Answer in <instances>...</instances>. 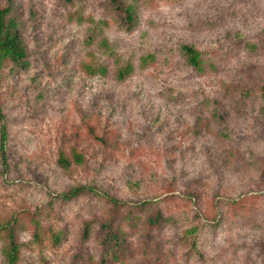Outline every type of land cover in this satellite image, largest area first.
I'll return each mask as SVG.
<instances>
[{"label":"rangeland","instance_id":"374dc122","mask_svg":"<svg viewBox=\"0 0 264 264\" xmlns=\"http://www.w3.org/2000/svg\"><path fill=\"white\" fill-rule=\"evenodd\" d=\"M126 1L0 0V264H264V0Z\"/></svg>","mask_w":264,"mask_h":264},{"label":"trees","instance_id":"16d2710c","mask_svg":"<svg viewBox=\"0 0 264 264\" xmlns=\"http://www.w3.org/2000/svg\"><path fill=\"white\" fill-rule=\"evenodd\" d=\"M110 1L115 10H122L124 18L127 21H131L133 19L134 11L133 5L131 3L127 2L126 0ZM181 50L186 56V60L189 64H191L195 68H201L204 59L202 58L200 50H198L193 44L187 42L181 44ZM5 60H10L21 68L27 67L29 62L27 58L26 43L20 33L16 18L10 14V8L8 6L0 5V66ZM131 68L132 65L130 62H127L124 65L116 66L114 71L116 78H123L125 74H127L131 70ZM262 87L264 88V85ZM5 136L6 131L4 124H2L0 138V151L2 152V155H4L5 153ZM76 155L77 152L75 153L74 157L76 160H78V157ZM84 188H86V185H77L71 188V192H79L82 189L84 190ZM111 199L116 202L119 201L118 198L113 196H111ZM107 233L108 235L114 236L116 238V242L118 241V237L115 235L116 232L114 233L111 228H108ZM9 237H11L9 244L6 249H4V254L6 258L5 264H19L18 244L13 238L12 232L9 234ZM116 247L117 245L112 242L109 248L107 249V253L114 252L116 250Z\"/></svg>","mask_w":264,"mask_h":264}]
</instances>
